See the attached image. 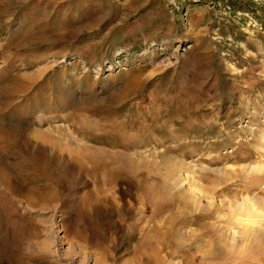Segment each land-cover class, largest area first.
Masks as SVG:
<instances>
[{
    "label": "rangeland",
    "instance_id": "374dc122",
    "mask_svg": "<svg viewBox=\"0 0 264 264\" xmlns=\"http://www.w3.org/2000/svg\"><path fill=\"white\" fill-rule=\"evenodd\" d=\"M0 264H264V0H0Z\"/></svg>",
    "mask_w": 264,
    "mask_h": 264
},
{
    "label": "bare ground",
    "instance_id": "6f19581e",
    "mask_svg": "<svg viewBox=\"0 0 264 264\" xmlns=\"http://www.w3.org/2000/svg\"><path fill=\"white\" fill-rule=\"evenodd\" d=\"M252 210H253V208H252ZM249 219V218H248ZM249 228V227H248ZM251 229V228H250ZM246 230H248V229H246Z\"/></svg>",
    "mask_w": 264,
    "mask_h": 264
}]
</instances>
